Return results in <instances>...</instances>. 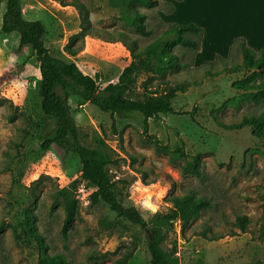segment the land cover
I'll return each instance as SVG.
<instances>
[{
  "label": "rangeland",
  "instance_id": "obj_1",
  "mask_svg": "<svg viewBox=\"0 0 264 264\" xmlns=\"http://www.w3.org/2000/svg\"><path fill=\"white\" fill-rule=\"evenodd\" d=\"M21 2L26 19L40 20L46 25L45 41L49 50L61 56L66 54L65 47L71 45L78 51L72 59L85 74L97 78L100 86L117 82L125 67H131L138 84L130 96L138 100L163 90L160 77L167 63L161 51L165 43L133 58L117 34H128L143 48L172 25L194 23L203 28L198 51L183 47L175 37H167L173 43L172 50L178 55L182 69L168 75L166 80L172 85L191 83L186 92L179 93L174 105L180 112L194 111L195 121L189 114L161 115L158 120H149L146 134L144 118L139 113L126 118L112 117L77 97H72L69 105L81 143L111 157L109 175L125 205L135 206L146 219H151L171 210L172 196L195 193L211 200L213 208L203 210L183 233L181 223H175V230L162 245L165 252L171 253L177 246L180 264H264V239L261 238L264 141L253 134V128H225L264 112V98L246 99L244 92L235 88V83L246 77L245 73L222 72L223 59L231 66L242 61L239 54H232L233 44L227 46L233 35L243 32V22L228 10L234 32L222 50L213 36L214 29L211 32L207 22L217 18L216 13L209 12L212 0H159L160 5L154 8L137 5L147 15V27L152 33L148 37L127 25L121 9L112 7L111 0ZM166 2L173 4L172 11H167ZM5 10L6 1L2 0L0 264H40L44 251L61 255L67 264H124L128 255L126 264H149L147 232L119 218L105 202L92 203L90 196L94 188L83 181L76 156L55 144L43 147L55 135L56 124L41 110L40 66L30 47L19 50L18 32H2ZM85 19L89 22L85 23ZM255 23L258 30L259 21ZM85 26L91 27L90 34L78 36ZM252 30V27L245 28V31ZM207 70L219 75L211 77ZM145 81H150L147 86L143 85ZM153 138L173 150L182 141L187 158L173 162L169 155L158 154L151 142ZM196 157L203 169L202 179L183 173L187 162ZM62 190L68 191L80 205L67 240L62 235L64 198L58 196ZM27 210L35 215V227L44 250L36 237L21 228ZM239 216L251 220L245 232L235 224ZM218 237L221 239L213 241Z\"/></svg>",
  "mask_w": 264,
  "mask_h": 264
},
{
  "label": "trees",
  "instance_id": "obj_2",
  "mask_svg": "<svg viewBox=\"0 0 264 264\" xmlns=\"http://www.w3.org/2000/svg\"><path fill=\"white\" fill-rule=\"evenodd\" d=\"M5 1L6 10L3 15L1 30L4 34L18 32L20 35L19 50L22 51L25 47H30L34 52L41 74L38 85L41 110L44 116L52 119L56 124L55 135L46 140L43 147L49 148L55 144L67 153L76 156L82 167L81 177L83 181L94 188L90 196L92 203L105 202L119 218L129 221L147 232L149 264H180L176 255L177 246L171 253H167L163 250L162 245L169 233L175 230L176 222L181 223L183 233L192 221L200 217L203 210L213 208L211 200L206 197H199L195 193L172 196L170 199L173 205L171 210L166 214H156L151 219H146L135 206L125 205L109 175L108 167L113 162L111 157L101 150L87 147L81 143L69 100L72 97H77L82 102L90 103L112 117L126 118L139 113L144 118L146 134L149 131V120H158L161 115L189 114L195 121L194 111L180 112L175 108L174 104L179 93L186 92L191 83L178 82L172 85L166 80L168 75L182 69L178 55L172 50L173 43L167 37H175L183 47L198 51L204 34L203 28L194 23L172 25L161 36L143 48L139 47L136 41L130 39L128 34L124 32L117 34L126 43L133 58L148 54L165 43L161 51V57L167 63V67L160 77V80L163 81L162 85H164L163 90L146 96L144 100H138L130 96L138 84V79L133 75L131 67H125L117 82H110L104 87L100 86L97 78L85 74L72 59L78 54L76 49L68 45L65 47L66 54L54 55L46 45V25L40 20L25 18L21 0ZM1 2L2 0H0ZM110 3L112 7L121 9L122 19L127 25L133 27L142 36H151L152 33L148 30L146 22L147 15L141 13L136 6L154 8L160 5L159 0H111ZM166 5L169 7L168 12L174 9L172 3L166 2ZM84 22L88 23L89 20L85 19ZM90 30V26H85L78 33V36L86 37L90 34ZM231 52L232 54H239L242 61L231 66L223 59L225 66L222 72L231 75L245 73L246 77L236 82L235 88L244 92L246 99L259 100L264 98V49L255 51L247 45L245 39L237 38L231 47ZM209 65L213 66L214 64ZM206 72L211 77L219 75V73H212L210 70ZM149 82L145 81L143 85L147 86ZM244 127L253 128V134L264 141V112L259 116L245 118L240 124L225 126L227 130H240ZM151 142L158 154L169 155L173 162L188 156L182 141L181 145L174 150L169 146L162 145L157 138H153ZM183 173L194 175L199 179L204 177L202 166L197 157L187 162L183 167ZM58 196L64 198L65 219L62 235L67 240L69 232L78 218L80 205L66 190L60 191ZM250 222L251 220L247 216H239L235 224L245 232ZM21 228L26 234L36 237L41 249L44 250L43 241L38 237L35 215L32 211L24 212ZM261 238L264 239V222L261 227ZM219 239L221 237L213 238V241ZM126 257L124 264L130 259V255ZM40 264H67V262L59 254L50 255L44 251L40 258Z\"/></svg>",
  "mask_w": 264,
  "mask_h": 264
},
{
  "label": "crops",
  "instance_id": "obj_3",
  "mask_svg": "<svg viewBox=\"0 0 264 264\" xmlns=\"http://www.w3.org/2000/svg\"><path fill=\"white\" fill-rule=\"evenodd\" d=\"M197 1V0H194ZM212 0L209 12H214L217 18L210 21L211 32L214 29L213 36L217 38V46L224 49L228 36L234 32V27L229 21L228 10L235 19L243 22V32L233 35L228 43V48L237 38L246 40L247 45L255 51L264 49V0ZM183 17H188L182 13ZM255 21H259V28L256 30ZM199 26V25H198ZM204 26V25H201ZM252 27L253 32L245 31V28ZM205 27V26H204ZM207 32V30H206ZM205 38L207 36L205 35ZM252 38V40H251ZM218 52V51H216ZM220 53V52H219Z\"/></svg>",
  "mask_w": 264,
  "mask_h": 264
}]
</instances>
